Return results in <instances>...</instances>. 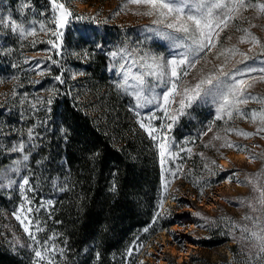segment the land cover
I'll return each instance as SVG.
<instances>
[{
    "label": "rangeland",
    "instance_id": "374dc122",
    "mask_svg": "<svg viewBox=\"0 0 264 264\" xmlns=\"http://www.w3.org/2000/svg\"><path fill=\"white\" fill-rule=\"evenodd\" d=\"M61 4L71 12L67 16L66 33L63 37L56 36V28L53 26L36 25L34 12L28 7L23 6L18 12L14 11L5 17L0 15L4 20L11 17L25 29L13 32L6 23H0V114L1 109L6 108L5 104L15 94L14 78L8 75L14 71L16 74L30 76V89L35 92L38 108L43 109L49 100L58 103V98L70 93L84 110L100 120L103 113L98 108L104 102L106 90L89 94L88 81H98L101 78L102 82L119 93V102L130 108L133 119L140 126L141 123L145 125L141 128L159 148L161 182L167 191L160 210L165 216H171L173 223L163 226L153 236L149 234L145 244L141 239L136 242L135 246L140 248L138 263L168 264L174 258L181 262L189 259L191 254H199L212 260H218L225 254L231 257L229 246L236 243V238L245 248L257 249L258 241L251 237V232L264 234L260 231L264 228V210L258 202L260 193L254 191V187L264 189V158H261L264 157V132L245 138L236 132H225L224 129L255 132L259 121L253 122L250 118L239 116H234L232 120H228L226 116L223 120L217 119L218 114L223 115L218 113L222 101L213 102L209 96L202 95L190 107L183 109L179 101L184 98L185 88L194 89L200 78L218 76L221 69L230 73L228 77H220L225 84L243 79L246 81L245 88L247 84H252L247 91L264 97V81L259 79L264 73L247 72L249 67H264L261 48L253 45L248 35L249 32L253 33L264 43V14H257L253 9L242 10L246 20L233 21L227 29L220 32L215 48L199 53L194 68L185 66L178 77H172L170 67L160 69L156 66L166 64L173 55L184 51L183 48L173 49L170 41L157 35L158 31H172L166 29L169 19L143 15L148 10L147 6L131 4L128 0H61ZM158 19H163V23H154ZM31 28H35V34L28 31ZM241 36L246 42H240ZM49 41H53L56 46ZM19 43L27 49L22 52L25 63L20 65L19 61H22L17 57L19 61H10L8 65L11 68L5 69L2 58H11V54L17 52L14 46ZM44 45L45 48L37 49ZM233 46L234 53L230 51L219 55L224 49H233ZM241 53H246L250 59L244 60ZM53 56H57V59ZM32 57H35L34 63L30 62ZM184 71L188 75H183ZM161 72L164 74L161 75ZM58 76L59 80L56 79ZM139 76H143V83ZM173 81L176 83V92L165 103L163 94L170 90ZM55 89L60 94H56ZM138 91L143 93L139 100L135 95ZM144 97L151 103H145ZM138 104L144 106L139 107ZM238 107L245 111L259 110L264 104L249 101L246 106ZM52 112L53 108H50L39 114L46 121ZM172 116L176 119L172 120ZM1 125L0 120V160H10L0 169V198H6L7 202L5 206H0V227L4 228L2 234L9 242L22 247L34 242L43 244L44 240H40L43 237L50 243L55 238L51 222L55 206L53 198L47 193L39 196L36 194V188L29 179L30 167L23 159L24 154L11 155L13 148L21 150L16 139L8 132L5 133ZM32 130L42 132V126ZM216 135L221 139H214ZM225 141L234 142L247 150L221 148L220 145ZM161 145L165 146L163 155ZM188 149H191V153ZM252 154H256L258 158L250 160ZM206 164L207 168L204 167ZM59 165L61 164L54 165V172H59ZM192 169L200 176L198 182L209 184L206 194L198 199L192 192L193 187L185 183L184 179ZM257 173L260 175H256ZM233 174L235 178L229 182L228 177ZM25 177L29 183L21 188L20 184ZM246 178L251 179L252 183L242 182ZM53 186L57 188L59 183ZM51 187L48 183L47 188L55 190ZM156 212L157 208L154 214ZM217 221L221 226L233 229L231 234L228 233L233 239L216 247L203 245L204 240L211 238L210 226ZM153 224L161 225L156 215L149 225L142 227L143 232L148 229L145 231L146 236ZM25 228L29 231L26 232ZM245 236L249 238L246 240L243 238ZM39 251L41 257L46 253H58L57 249L50 248Z\"/></svg>",
    "mask_w": 264,
    "mask_h": 264
},
{
    "label": "trees",
    "instance_id": "16d2710c",
    "mask_svg": "<svg viewBox=\"0 0 264 264\" xmlns=\"http://www.w3.org/2000/svg\"><path fill=\"white\" fill-rule=\"evenodd\" d=\"M56 4L54 7L52 0H0V15L5 17L28 5L36 25L53 26L60 34L56 36L63 37L67 26L60 27L57 22L61 0H56ZM14 47L17 52L11 51V58H2L5 69L11 68L10 61H19L17 57L22 61L20 65L25 63L22 52L26 47L20 43ZM42 47L45 45L37 49ZM31 60L34 63L35 57ZM8 75L14 78L15 94L1 109V126L18 145L24 144L23 150H13L11 155L28 156L29 179L36 194L47 193L53 198L51 222L55 238L47 243L48 239L43 237V244L34 242L22 247L6 240L4 228L0 227V264H139L140 248L135 246L136 242L141 239L145 244L149 234L153 236L173 223L171 216L160 210L167 191L161 182L157 143L133 119L130 108L119 102V93L101 78L88 81L89 94L106 90L104 102L98 108L103 113L99 120L70 93L58 98V103L51 100L43 109L38 108L35 92L30 89V76L14 71ZM54 92L60 94L57 89ZM50 108L53 112L44 121L39 113ZM37 126H42V132L32 130ZM9 161L0 160V169ZM55 164H61L59 172H54ZM199 178L193 169L184 177L197 199L206 194L209 185L198 182ZM48 183L55 190L48 189ZM56 183L57 188L53 186ZM5 201L6 198H0L1 207L6 205ZM154 215L161 225H151L146 236L142 229ZM215 224L209 228L211 238L204 240L203 245L216 247L233 239L228 236L233 229L218 221ZM45 248L57 249L58 253L35 255ZM229 250L231 257L225 254L218 260L191 254L189 259L178 262L174 258L168 264H264V253L257 256L258 248H245L237 238Z\"/></svg>",
    "mask_w": 264,
    "mask_h": 264
},
{
    "label": "snow or ice",
    "instance_id": "6c2138e0",
    "mask_svg": "<svg viewBox=\"0 0 264 264\" xmlns=\"http://www.w3.org/2000/svg\"><path fill=\"white\" fill-rule=\"evenodd\" d=\"M128 3L147 6L148 10L143 12V15H157L161 18L169 19V22L166 24V29L172 31H158L157 35L162 39L170 41V45L173 49L183 48L184 51L179 52L178 55H173L171 59L167 60L166 64H157L156 66L160 69H163L166 66L170 67V74L172 77H178L180 70L185 66L188 68H194L196 66V61L199 58V53L215 48L217 46L216 39L219 37L220 32L227 29L233 21L239 19L246 20L247 17L242 15V10L253 9L257 14H264V0H128ZM52 4L54 7H57L56 0H52ZM24 7H28V5H24ZM58 7L61 10V15L57 22L60 27H63L64 24L67 23V16L71 15V12L65 8L64 4H59ZM0 23H6L10 26L11 31L13 32L18 29L20 31L25 30L23 25L18 24L15 20L11 19V17L7 18V20L0 18ZM154 23H163V19H158L154 21ZM236 30L239 31L240 29ZM28 31H30L31 34H35V28H31ZM177 33L181 35H177ZM55 34L60 35L59 33ZM248 35L250 36L251 43L253 45H259L261 48V54L264 55V43H262L255 34L249 32ZM228 39H231V37H228ZM186 41H190L191 43H186ZM240 42H246L243 36L240 37ZM49 43L53 44L54 47L56 46L53 41H49ZM234 47L235 46H233V49H224L219 55H223L225 52L230 51L234 53ZM113 55H115V53H113ZM241 55L244 57V60L250 59L246 53H241ZM254 71L264 73V67L260 69L251 67L247 68L248 73ZM163 74L164 73L161 72V75ZM183 75H188L187 71H184ZM229 75V72H224L221 69L218 76L213 77L212 75H209L200 78L194 89L185 88L183 92L184 98L179 101L181 109L190 107L192 103L200 99L202 95L209 96L212 97L213 102H217L218 100L222 101L219 105L218 113H223V115L218 114L217 119L223 120L226 116L228 120H232L234 116H239L244 119L250 118L253 122H256L257 120L259 121V126L255 132H247L234 128L224 129L225 132H236V134L244 136L245 138L259 135L261 132H264V107L259 110L252 109L245 111L238 106H246L249 101L264 104V97L253 95L247 91V89L252 87V84H247V87L245 88L246 81L243 79H236L232 84H225V82L220 79L221 76L228 77ZM138 78L142 83L144 82L143 76H139ZM56 79L59 80L60 77L58 76ZM259 79L264 81V75L260 76ZM225 89H227V91H225ZM174 92H176L175 81L172 82L170 90L163 94L165 103L169 101L170 95ZM135 95L139 100L143 93L138 91ZM232 97H234V99H231ZM144 100L145 103H151L146 97H144ZM48 103H51V100H49ZM138 106L143 107L144 104H138ZM170 118L172 120L176 119L175 116ZM141 127H145V125L141 123ZM168 127L170 128L171 125H168ZM209 131H212V129L209 128ZM29 134L31 135V129L29 130ZM214 139L220 140L221 137L216 135ZM212 146L215 147V145ZM164 147V145H161V155H163ZM220 147L234 148L238 151L247 150L245 147L231 141H225ZM23 148L24 144L21 143L19 145V150H23ZM13 150L16 151L17 149ZM187 151L191 153V149H188ZM256 158H258L256 154H252L249 157L250 160ZM23 159L27 160L28 156L25 155ZM212 163L215 164V161ZM204 167L207 168L208 165L206 164ZM177 171H179V169ZM256 175L260 174L257 173ZM234 178L235 174L229 176L228 181L231 182ZM242 182L252 183V180L246 178L245 181ZM28 183L29 180L25 177L23 183L20 184V187L24 188ZM254 191L260 193L258 202L261 205V209L264 210V189L254 187ZM201 194H203V190H201ZM28 211L32 210L28 209ZM196 215H200V213H196ZM17 219H20V217L17 216ZM246 219H251V217H246ZM25 231L27 232L29 229L25 228ZM144 231H148V229L146 228ZM260 231L261 233H264V228ZM251 237L258 241L257 247L259 251L257 256H260V254L264 253V234L251 232ZM243 238L247 240L249 237L245 236ZM35 255L41 257V252L36 251ZM261 259H264V256H261Z\"/></svg>",
    "mask_w": 264,
    "mask_h": 264
}]
</instances>
